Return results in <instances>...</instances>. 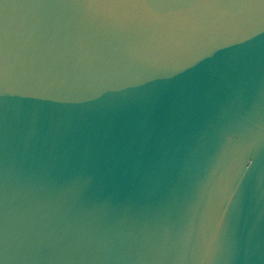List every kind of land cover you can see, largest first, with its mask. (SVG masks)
<instances>
[{
    "label": "water",
    "instance_id": "obj_1",
    "mask_svg": "<svg viewBox=\"0 0 264 264\" xmlns=\"http://www.w3.org/2000/svg\"><path fill=\"white\" fill-rule=\"evenodd\" d=\"M0 264H264V0H0Z\"/></svg>",
    "mask_w": 264,
    "mask_h": 264
}]
</instances>
